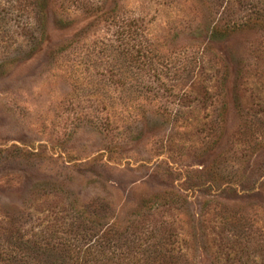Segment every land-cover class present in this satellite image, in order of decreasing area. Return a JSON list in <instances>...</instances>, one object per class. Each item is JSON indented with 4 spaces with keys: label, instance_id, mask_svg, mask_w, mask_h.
Returning <instances> with one entry per match:
<instances>
[{
    "label": "rangeland",
    "instance_id": "1",
    "mask_svg": "<svg viewBox=\"0 0 264 264\" xmlns=\"http://www.w3.org/2000/svg\"><path fill=\"white\" fill-rule=\"evenodd\" d=\"M100 236L264 264V0H0V264Z\"/></svg>",
    "mask_w": 264,
    "mask_h": 264
},
{
    "label": "trees",
    "instance_id": "2",
    "mask_svg": "<svg viewBox=\"0 0 264 264\" xmlns=\"http://www.w3.org/2000/svg\"><path fill=\"white\" fill-rule=\"evenodd\" d=\"M102 237L105 236L96 237L94 241H90L88 245H86L84 249L85 260H88L86 261L88 263L93 262L94 264H101L100 262H104L105 264H115L114 259L116 255L113 253L114 250L110 251L109 248L107 250L105 248L96 249L98 242L100 239L102 240ZM98 247L100 248V246Z\"/></svg>",
    "mask_w": 264,
    "mask_h": 264
}]
</instances>
